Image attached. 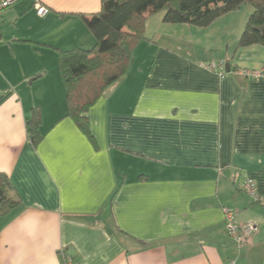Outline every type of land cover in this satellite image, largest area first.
<instances>
[{"label": "crops", "instance_id": "crops-1", "mask_svg": "<svg viewBox=\"0 0 264 264\" xmlns=\"http://www.w3.org/2000/svg\"><path fill=\"white\" fill-rule=\"evenodd\" d=\"M39 2L43 17L17 0L0 18V173L20 198L0 215V264H264V76L240 74L264 71V48L236 49L241 30L214 56L220 18L200 29L147 16L146 40L83 130L58 53L93 47L81 16L100 0ZM220 61L222 76L208 68ZM225 211L256 227L240 247Z\"/></svg>", "mask_w": 264, "mask_h": 264}, {"label": "trees", "instance_id": "trees-1", "mask_svg": "<svg viewBox=\"0 0 264 264\" xmlns=\"http://www.w3.org/2000/svg\"><path fill=\"white\" fill-rule=\"evenodd\" d=\"M248 4L252 12L238 39L236 49L264 48V0H100V9L81 16L94 39L91 49L59 51L58 69L66 89L68 116L85 130L86 112L105 88L119 80L128 69L132 51L145 38L147 16L163 12L162 22L200 29ZM264 73V71H261ZM39 115L34 110L26 125L27 135L36 145ZM20 203L6 174L0 173V215Z\"/></svg>", "mask_w": 264, "mask_h": 264}, {"label": "built area", "instance_id": "built-area-1", "mask_svg": "<svg viewBox=\"0 0 264 264\" xmlns=\"http://www.w3.org/2000/svg\"><path fill=\"white\" fill-rule=\"evenodd\" d=\"M17 0H0V18L3 14V12L8 9L12 4H14ZM35 10L36 14L39 17H43L48 13V9L41 5L39 0H35ZM224 62L220 61L218 63L211 62L208 64V68L211 70H217L219 71V74L222 76L224 73ZM240 74L246 77L251 78H259L264 76V73L261 71H250V70H242L240 71ZM241 189L252 198L254 202H261L263 200V197H261L256 190V187L254 183L251 180H245L242 185ZM225 218H226V234L227 236L233 241V243L240 247L245 242L249 241V239L253 236L256 227L253 224H245V225H237L233 221L232 213L229 211H225ZM230 264H235L233 261L230 262Z\"/></svg>", "mask_w": 264, "mask_h": 264}, {"label": "rangeland", "instance_id": "rangeland-1", "mask_svg": "<svg viewBox=\"0 0 264 264\" xmlns=\"http://www.w3.org/2000/svg\"><path fill=\"white\" fill-rule=\"evenodd\" d=\"M251 12H252V7L248 4H243L240 6L238 10L233 11L225 15L224 17L220 18L221 20H219L215 26L217 28V31L213 33L212 35L213 37L207 39V41H212V44H214L212 46H215L214 48H216V49H211L210 53L212 55L217 56L219 54L220 49L217 48H221L222 52H224L226 46L225 44L227 42L232 43L235 40L237 34H239L241 30H243L246 20L248 16L251 14ZM160 16H163V12H159L156 14V17H160ZM222 36L225 37V40H223L224 38Z\"/></svg>", "mask_w": 264, "mask_h": 264}, {"label": "water", "instance_id": "water-1", "mask_svg": "<svg viewBox=\"0 0 264 264\" xmlns=\"http://www.w3.org/2000/svg\"><path fill=\"white\" fill-rule=\"evenodd\" d=\"M225 67H226V71L228 72V70H229V69H228V65L226 64V66H225Z\"/></svg>", "mask_w": 264, "mask_h": 264}]
</instances>
